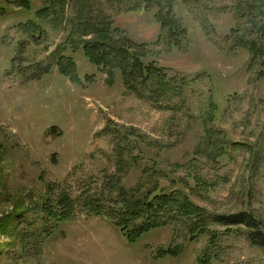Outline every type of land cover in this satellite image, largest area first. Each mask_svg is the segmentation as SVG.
<instances>
[{"label":"rangeland","instance_id":"374dc122","mask_svg":"<svg viewBox=\"0 0 264 264\" xmlns=\"http://www.w3.org/2000/svg\"><path fill=\"white\" fill-rule=\"evenodd\" d=\"M240 1L0 0V264H264L216 220L251 213L264 239V55L247 43L264 12ZM94 41L185 79L184 104L151 70L93 61ZM151 200L168 223L129 243L110 214Z\"/></svg>","mask_w":264,"mask_h":264},{"label":"trees","instance_id":"16d2710c","mask_svg":"<svg viewBox=\"0 0 264 264\" xmlns=\"http://www.w3.org/2000/svg\"><path fill=\"white\" fill-rule=\"evenodd\" d=\"M143 1H152V2H163L166 6H170L174 0H143ZM187 1V0H186ZM240 1V0H239ZM252 0H241L239 2L240 5H243V8L247 10L250 9L251 13L257 12H264V0H255L259 3L255 4L252 3ZM171 14V13H169ZM172 15H164L161 16L163 20V24L165 26H170L169 30L173 33L172 35H177L178 33H184L186 29L180 28L181 25L177 21H175L176 17ZM159 18V17H158ZM261 35L259 39H252L248 43V47L251 51L252 58H257L261 55H264V17L262 18L261 22ZM164 26V27H165ZM182 30V32L180 31ZM82 49L84 50L85 54L89 56L93 61L98 64L105 63L109 64L110 66H123L127 64L129 68V72L133 73L136 71H144L151 70V81L153 80L156 82V87H160L161 85H165L168 93H171L176 98V105L181 107L184 104L185 99V91L188 86V83L185 79H168L167 75L165 74L164 78L162 79V73L164 70L160 66H156L155 63H146L137 58H133L130 54L125 55L122 53L121 50L110 48L104 42L94 41L88 42L82 45ZM252 49V50H251ZM63 59H68L73 62L72 58H67L66 56L61 57ZM259 61V60H258ZM261 63V62H260ZM264 61L261 63L263 64ZM264 65V64H263ZM102 67V66H100ZM104 68V67H103ZM138 90V88L136 89ZM173 196L168 195H156L155 200L158 202L162 201H169L172 200ZM177 198L175 197L174 200ZM153 201L151 200L146 206L134 207V208H127L122 207L121 209H115L111 214L112 220L116 226L123 231L124 235L126 236L129 243L134 244L142 235L143 233L149 231L152 228L161 227L162 225H166L168 222L164 221L159 216V209L154 208L151 209ZM190 204V203H189ZM187 204V207H189ZM193 207V206H192ZM142 216V220L137 223V219L139 216ZM218 223H221L227 227H232L236 225H244L245 228L249 231L248 234L252 238V242L256 243L260 246L264 247V239L260 238V226L259 223H256L254 220V216L251 213H240L231 216H224V217H216ZM259 227V228H258ZM251 231V232H250ZM207 258H203L202 261L207 262ZM209 261V260H208Z\"/></svg>","mask_w":264,"mask_h":264}]
</instances>
